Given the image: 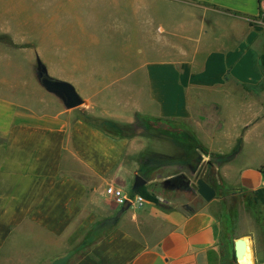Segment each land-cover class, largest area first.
I'll list each match as a JSON object with an SVG mask.
<instances>
[{
    "label": "crops",
    "instance_id": "crops-1",
    "mask_svg": "<svg viewBox=\"0 0 264 264\" xmlns=\"http://www.w3.org/2000/svg\"><path fill=\"white\" fill-rule=\"evenodd\" d=\"M5 2L2 18L44 32L21 41L0 21V264H51L78 249L87 252L72 264H241L239 238L250 243L251 264H264V206L241 218L219 208L229 191L248 197L264 189L263 34L251 22L262 1L46 0L47 10L76 14L60 25L36 14L22 19L24 7ZM5 35L16 48L6 47ZM154 38L155 55L138 49ZM28 52L33 57L19 55ZM38 53L83 106L68 110L42 88L33 73ZM86 115L134 127L137 115L182 125L196 152L228 157L209 166L222 193L195 210L156 195L160 204L146 200L92 241L98 224L120 213L94 180L132 194L147 155L176 157L180 147L141 131L112 134ZM172 176L158 174L148 186Z\"/></svg>",
    "mask_w": 264,
    "mask_h": 264
},
{
    "label": "rangeland",
    "instance_id": "rangeland-1",
    "mask_svg": "<svg viewBox=\"0 0 264 264\" xmlns=\"http://www.w3.org/2000/svg\"><path fill=\"white\" fill-rule=\"evenodd\" d=\"M9 1L10 0H6L5 4H8ZM261 3H262V7H261V10H260L258 16L255 18H252L251 22H252V24H254L255 27L259 28L263 34L262 50H264V0H262ZM15 4L19 5V6H23L24 9L28 12L25 14L21 13L22 19L24 18V16H26V14H31L32 16H34L36 14L35 17H38L37 18L38 21L46 19V21L51 20L53 22H56V24H58V25H60V23H63V22H75V21H77L76 14H68L66 12H62L60 10V8H54L56 10L51 11V7H50L48 9L49 10L48 11L46 8V6L48 5V4H46V0H15ZM120 11H123L122 14L124 12L126 14L129 12L128 10L126 11L125 9L120 10ZM106 15L107 14H103L102 17L105 16V18H106ZM9 18L10 17L8 15H5V12H4V18H2V15H0V21L2 19L4 20L3 21L4 22V28L6 27V29L9 31V33H12L13 36H16V37L19 36L21 41L23 39L22 38L23 34H25L26 36L29 35L31 37V35H34V33H35V34H37V36H35V37L39 38L42 35L40 33L44 32V30L42 28H39V25H37L35 27L36 23H33L32 26H29V24H28L27 26H20L19 27V26H17L16 20L14 22L13 20H10ZM20 21H21V19H20ZM43 22H45V21H43ZM1 23H2V21H1ZM132 30L134 33L138 32V34L136 36H134V38H136V39L141 38L140 37L141 36L140 35L141 30L140 29H132ZM130 31L131 30H128L127 35L131 34L132 31L131 32ZM156 32H157V30H155V33ZM43 36H44V34H43ZM4 37H5V45L7 48H16L17 47L16 45L14 46L12 44V39H11L10 35H5ZM152 37L153 36H151V38ZM27 42L28 41H25V43L20 45V47L22 49V53L25 52L24 51L25 49H26V51L28 50L29 45ZM147 46H148V52L147 53L150 56L155 55L156 54L155 51H156V48L158 46L157 42H156V38H154L153 41L152 40L150 41V45H147L141 41L138 45V49L141 48L143 50H146ZM40 47H41V49H43V46H40ZM102 48H105V46H102ZM106 48H109V46H106ZM22 53L19 54L22 57L24 55H25V57H28V56L31 57V54L33 57L32 52L31 53L28 52L27 54H22ZM34 56L37 58L39 57L40 60L42 59L39 53L34 55ZM26 63H27L26 61H24V60L22 61V64L25 65ZM36 66H37V64L35 62L34 66H33V73L34 74H35ZM31 69L32 68L30 67V70ZM86 116L89 117V119L92 122L96 123L97 125H99L103 129H105L106 131H108L112 134H115V135H122V134L125 135V134H130V133H136L137 131H141L143 134L147 135L148 138L153 139L154 136H157L160 138H169V137H166V136L164 137V136L160 135L161 132L162 133H169V134L173 135V137H170L169 139L175 140L180 147V151L178 152V155L176 156V158L179 160H183V161L189 160L188 157L186 156L185 149L183 148V145H182L183 142L180 141V140L186 139L187 132H186V129L180 124H176V123H172V122H155L152 125L153 127L149 128V129L144 127V126H139V127L133 126L131 128H126L125 130L123 129V132H119L117 130H113L111 128H106V127L102 126L103 122L105 121L102 118H99V117L93 118V117H90L88 115H86ZM156 141H151V144H153V146H154ZM160 142H161V144H164L165 146H169L172 148H173V146H177L172 141L169 142L167 140H160ZM191 148L193 149L192 155L194 158L198 159L199 156H202V162L200 165H203V168H197L196 173H194L191 170V168H182L183 166H178V167L174 166V167L167 168V169H161L158 172H154L149 177V179L152 180V179H155V177H157L158 174L170 175V176L174 175L171 178H169L170 180H172V179L184 174L186 176V178H188V181L190 182V188H184V187H181L177 184L165 185L166 182L170 181L168 179V180L164 181L165 183L164 182H158L156 184L149 185V189L152 190L153 192H155L154 193L155 195H161V196H165L167 198H171V199L175 200L179 205H186V207H189V208L195 210V209H198V208H200L206 204V201L204 199H202V197L197 192V183L196 182L199 178H207L211 182L213 181L212 183L215 186V189H217L219 193H222V191L220 190L217 168H209V165H208V162L210 160H213V162H216L218 159L206 156V154L203 150L196 152L193 147H191ZM161 181H162V179H161ZM148 182H150V181H148ZM227 193H228V197H230V199H228L227 201H222V203L220 204V207H219L221 210L226 212V210L230 209V210H233L234 213L238 212L239 218H241L243 215L244 216L246 215V217H247L248 216L247 214H249V213L254 214V212H252V210L249 209L247 207V205H245L249 196L248 197H245L242 195L237 196L238 193H234L233 191H229ZM218 197H219V194H217L216 199ZM112 205L115 206V204H113V203H112ZM121 208L122 207L118 206L116 208V212L117 213L120 212ZM137 209H138V206L131 207L130 212L135 211ZM114 218L111 219L110 221L100 222L98 224V226H102V228L98 229L92 235V237H91L92 241L95 242L98 239H100L106 235L108 230H110V228H112V226L114 225V222H115V221H113ZM240 226L242 229L246 226V223H243V224L240 223ZM236 233H238V231L235 232V234ZM229 241H230V245L232 246L233 245V239L231 238ZM89 243H91V242H89ZM84 252L86 253L87 250L86 249H78V250L74 251L71 255H69L67 258L56 260L51 264H72L73 262H76L83 255ZM230 264H232V263H230Z\"/></svg>",
    "mask_w": 264,
    "mask_h": 264
},
{
    "label": "trees",
    "instance_id": "trees-1",
    "mask_svg": "<svg viewBox=\"0 0 264 264\" xmlns=\"http://www.w3.org/2000/svg\"><path fill=\"white\" fill-rule=\"evenodd\" d=\"M260 1H262V0H260ZM257 29H259V28H257ZM261 63H262V70L264 72V55L262 56ZM86 118L89 119V117H87V116H86ZM136 120H137L138 126H144L148 129L152 128L153 127L152 125L155 122H163V121H159V120L142 118L140 115L136 116ZM102 126H104L106 128H111L113 130H117L119 132H123V129L125 130L126 128L133 127V126H129V125L123 126L121 124L111 122V121H104ZM125 135L130 136V135H134V133L125 134ZM160 135L164 136V137L166 136L169 138L173 137V135H171L169 133H162L161 132ZM186 141L188 142L187 136H186ZM189 144L194 149L196 148V149L200 150V145L197 142L195 144L190 142ZM211 158H216L218 160L216 162H213V160H210L208 162V165L210 167H212L214 165H218V166L222 165L228 159V157H222V156H211ZM201 162H202V156H199L195 162H190L189 160H184V161L179 160L176 157H169V156H165V155H161V154H150V155H147L143 159L142 166L140 168L139 173L145 180L150 181V179H149L150 175L159 169L166 168V167H174V166L178 167V166H189V165L192 166L191 168H195V167L199 166L201 164ZM178 177H180V176H178ZM203 179L206 180L212 187L215 188V186L212 183L213 181L211 182L207 178H203ZM135 194L142 196L145 200H147L149 202L155 203L157 205L160 204V200L158 199V197L153 192L150 191L148 185L141 187L138 190H136ZM247 204H248L247 207L249 209H251L252 212H254V213L258 211V207L264 206V189L259 190L258 192H255L253 195L250 194L248 197V200H247ZM120 217L121 216L119 213L114 218L113 221H117Z\"/></svg>",
    "mask_w": 264,
    "mask_h": 264
},
{
    "label": "water",
    "instance_id": "water-1",
    "mask_svg": "<svg viewBox=\"0 0 264 264\" xmlns=\"http://www.w3.org/2000/svg\"><path fill=\"white\" fill-rule=\"evenodd\" d=\"M36 78L39 84L44 88L48 93L55 95L60 99L66 109L71 110L78 107H81L85 104V101L78 94L76 88L65 81H61L51 77L48 73V70L44 63L37 58L36 66ZM182 177H186L184 174ZM169 182H166V185H169ZM190 183V182H189ZM197 192L206 202H211L217 197V191L212 187L206 180L199 178L197 180ZM148 184L141 175L136 176L135 183L133 186V193L135 194L136 190L141 187H144ZM131 209V203L126 202V204L121 208L120 216ZM250 243L246 238H239L234 242L235 250V259L238 263L244 261L247 257L249 251Z\"/></svg>",
    "mask_w": 264,
    "mask_h": 264
},
{
    "label": "built area",
    "instance_id": "built-area-1",
    "mask_svg": "<svg viewBox=\"0 0 264 264\" xmlns=\"http://www.w3.org/2000/svg\"><path fill=\"white\" fill-rule=\"evenodd\" d=\"M93 183L98 186H103L105 189V195L117 207H123L126 202H130L131 207H142L146 203V200L142 196L133 193L126 194L121 188L112 185L106 186L103 180L96 179Z\"/></svg>",
    "mask_w": 264,
    "mask_h": 264
},
{
    "label": "flooded vegetation",
    "instance_id": "flooded-vegetation-1",
    "mask_svg": "<svg viewBox=\"0 0 264 264\" xmlns=\"http://www.w3.org/2000/svg\"><path fill=\"white\" fill-rule=\"evenodd\" d=\"M180 141H182L183 142L182 145L185 146L184 149H185L186 156L188 157L189 161L190 162H195L196 158H194L193 155H192V153H193V150L191 149L192 146L186 141V139H183V140H180ZM196 169L197 168H191V170L193 172L197 171ZM169 184H177V185H179L181 187H184V188H190V183L188 181V178L182 177V176H180L178 178L176 177L175 179L171 180L169 182Z\"/></svg>",
    "mask_w": 264,
    "mask_h": 264
},
{
    "label": "bare ground",
    "instance_id": "bare-ground-1",
    "mask_svg": "<svg viewBox=\"0 0 264 264\" xmlns=\"http://www.w3.org/2000/svg\"><path fill=\"white\" fill-rule=\"evenodd\" d=\"M241 264H251L250 254H247V257L244 261L241 262Z\"/></svg>",
    "mask_w": 264,
    "mask_h": 264
}]
</instances>
